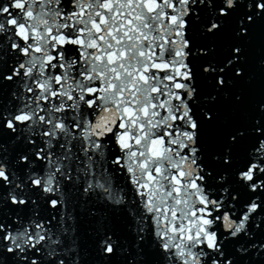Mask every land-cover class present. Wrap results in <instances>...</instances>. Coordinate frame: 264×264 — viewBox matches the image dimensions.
<instances>
[{
    "label": "snow or ice",
    "instance_id": "snow-or-ice-1",
    "mask_svg": "<svg viewBox=\"0 0 264 264\" xmlns=\"http://www.w3.org/2000/svg\"><path fill=\"white\" fill-rule=\"evenodd\" d=\"M258 22L264 0H0V264H264V102L215 107Z\"/></svg>",
    "mask_w": 264,
    "mask_h": 264
},
{
    "label": "water",
    "instance_id": "water-1",
    "mask_svg": "<svg viewBox=\"0 0 264 264\" xmlns=\"http://www.w3.org/2000/svg\"><path fill=\"white\" fill-rule=\"evenodd\" d=\"M194 40L202 41L199 34L194 35ZM230 39V33L225 34L217 40L203 41L205 44H220ZM246 64L244 67L245 79L229 92V99L221 100L217 103L216 112L221 116H227L233 121H241L245 116H254L256 106L264 102V23H257L251 30L250 44L246 48ZM236 95H242L244 102L242 104H234L233 100ZM217 139L216 130L207 128L205 140L209 146H212ZM89 261H94L96 257L89 255L86 257ZM113 264H120V258L113 259Z\"/></svg>",
    "mask_w": 264,
    "mask_h": 264
}]
</instances>
